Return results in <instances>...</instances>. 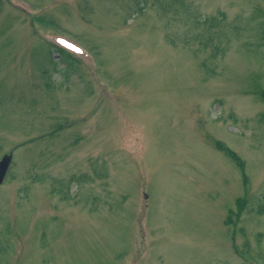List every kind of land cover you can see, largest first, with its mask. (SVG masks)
<instances>
[{
	"label": "rangeland",
	"instance_id": "rangeland-1",
	"mask_svg": "<svg viewBox=\"0 0 264 264\" xmlns=\"http://www.w3.org/2000/svg\"><path fill=\"white\" fill-rule=\"evenodd\" d=\"M9 154L0 264H264V0H0Z\"/></svg>",
	"mask_w": 264,
	"mask_h": 264
},
{
	"label": "water",
	"instance_id": "water-1",
	"mask_svg": "<svg viewBox=\"0 0 264 264\" xmlns=\"http://www.w3.org/2000/svg\"><path fill=\"white\" fill-rule=\"evenodd\" d=\"M12 160V154L5 155L0 161V185L3 183Z\"/></svg>",
	"mask_w": 264,
	"mask_h": 264
},
{
	"label": "trees",
	"instance_id": "trees-1",
	"mask_svg": "<svg viewBox=\"0 0 264 264\" xmlns=\"http://www.w3.org/2000/svg\"><path fill=\"white\" fill-rule=\"evenodd\" d=\"M57 51H59V53H61V55H60L61 57H64V56L66 55L65 52H64L63 50H60V49L58 50V49H57ZM66 57H68V56H66ZM66 59L69 60V61H72L71 58H66Z\"/></svg>",
	"mask_w": 264,
	"mask_h": 264
}]
</instances>
